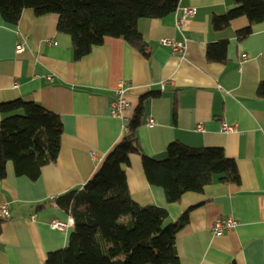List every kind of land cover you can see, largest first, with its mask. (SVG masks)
Returning a JSON list of instances; mask_svg holds the SVG:
<instances>
[{
	"label": "crops",
	"instance_id": "crops-1",
	"mask_svg": "<svg viewBox=\"0 0 264 264\" xmlns=\"http://www.w3.org/2000/svg\"><path fill=\"white\" fill-rule=\"evenodd\" d=\"M234 2L179 0L173 13L139 19L147 56L122 38L105 37L75 60L69 35L57 31L56 14L38 16L26 8L16 24L0 16V100L36 102L62 122L58 156L41 167L35 180L15 175L12 164H6L0 205L7 204L10 215L0 220V264H45L49 252L67 245L73 218L56 197L90 179L124 136V118L132 116L147 93L136 130L143 154L161 160L172 141L221 147L236 161L239 182L215 181L168 202L164 190L148 182L140 155L131 154L125 167L131 199L164 208L167 222L187 215L175 239L179 264H264V99L256 95L264 79V17L250 24L240 16L228 27L214 29L211 18ZM185 6L195 11L178 32L174 21ZM248 25L250 34L237 37ZM161 38L186 40L183 55L161 45ZM17 43H24L21 52L15 51ZM216 43H225L224 60L207 57V48ZM120 81L126 83L130 103L124 118L109 111ZM149 116L155 119L152 126L145 124ZM222 121L234 130L224 133ZM220 217H231L238 225L215 235L211 227ZM53 219L67 225L52 229Z\"/></svg>",
	"mask_w": 264,
	"mask_h": 264
},
{
	"label": "trees",
	"instance_id": "trees-1",
	"mask_svg": "<svg viewBox=\"0 0 264 264\" xmlns=\"http://www.w3.org/2000/svg\"><path fill=\"white\" fill-rule=\"evenodd\" d=\"M179 0H0V16L16 24L23 9L35 15L56 14L58 32L69 35L73 59L87 55L105 37L122 38L147 56L146 43L137 28L141 18H161L173 13ZM246 16L251 23L264 17V0H235L224 14L211 18L214 29ZM251 25L236 32L243 38ZM225 43L207 48L209 60H224ZM220 53L217 49H221ZM140 97L126 119L122 139L105 156L95 173L80 188L56 197L73 218L67 245L47 254L45 264H179L176 234L187 223L183 214L167 222V211L156 205L141 206L129 194L125 167L130 155L139 154L148 182L164 190L168 202L185 192H201L207 184L239 182L236 161L221 147H190L169 143L166 157L157 160L143 154L136 130L141 124ZM256 95L264 99V79ZM0 179L10 162L15 175L35 180L45 164L54 162L60 150L62 122L40 104L21 98L0 100Z\"/></svg>",
	"mask_w": 264,
	"mask_h": 264
},
{
	"label": "built area",
	"instance_id": "built-area-1",
	"mask_svg": "<svg viewBox=\"0 0 264 264\" xmlns=\"http://www.w3.org/2000/svg\"><path fill=\"white\" fill-rule=\"evenodd\" d=\"M183 15L181 17H177V22H180L183 24L185 20L189 17H192L194 14L195 9L190 6L183 7ZM177 24V23H176ZM180 26L179 24H177ZM177 27L178 30L179 27ZM161 45L168 46L171 49V52L182 56L186 47V40H175L172 38H161L159 40ZM24 49V43H17L15 45V51L21 52ZM247 56L245 53L241 55L242 59H245ZM47 79H50V76H47ZM15 84V83H14ZM125 82L120 81L117 84V87L114 92V96L110 102V115L114 117H120L124 118V113L130 108L129 100L126 97V88H125ZM164 89V84H161V90ZM124 121H126V118H124ZM127 122L124 123V130L126 129L125 125ZM145 124L147 126H152L155 124V119L153 117H147ZM196 129L202 130V125L198 124L196 125ZM221 130L226 133L228 131L234 130V125L229 124L226 121L221 122ZM10 215L9 207L7 204H1L0 205V220L6 219ZM67 224L65 222H61L59 220L53 219L50 221L49 226L52 229H63ZM238 225V221L231 218V217H220L215 219L214 223L212 224L211 230L215 235H220L226 231H229L233 228H235Z\"/></svg>",
	"mask_w": 264,
	"mask_h": 264
},
{
	"label": "rangeland",
	"instance_id": "rangeland-1",
	"mask_svg": "<svg viewBox=\"0 0 264 264\" xmlns=\"http://www.w3.org/2000/svg\"><path fill=\"white\" fill-rule=\"evenodd\" d=\"M29 9H30V8H29ZM31 10H32V9H31ZM32 11H33V10H32ZM174 22H175V27L178 26L177 24L180 25V26H178L180 30H178L177 27H176V29L178 30V32H182V29H183V27L185 26V22H183V24H181L180 22H177V19H175ZM176 23H177V24H176Z\"/></svg>",
	"mask_w": 264,
	"mask_h": 264
}]
</instances>
